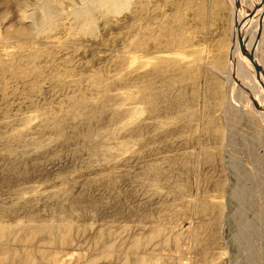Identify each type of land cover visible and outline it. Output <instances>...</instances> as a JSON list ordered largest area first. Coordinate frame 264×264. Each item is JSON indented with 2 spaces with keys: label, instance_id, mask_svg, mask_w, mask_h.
<instances>
[{
  "label": "rangeland",
  "instance_id": "obj_1",
  "mask_svg": "<svg viewBox=\"0 0 264 264\" xmlns=\"http://www.w3.org/2000/svg\"><path fill=\"white\" fill-rule=\"evenodd\" d=\"M35 1L0 0V63L21 66L0 82V221L73 220V244L50 248L54 264H264L263 110L245 84L248 104L232 95L229 0H131L119 13L58 0L47 25L21 17ZM84 7L87 27L75 18ZM156 16L161 76L146 63ZM17 28L22 61L24 40L7 41ZM255 35L264 70V22Z\"/></svg>",
  "mask_w": 264,
  "mask_h": 264
},
{
  "label": "bare ground",
  "instance_id": "obj_2",
  "mask_svg": "<svg viewBox=\"0 0 264 264\" xmlns=\"http://www.w3.org/2000/svg\"><path fill=\"white\" fill-rule=\"evenodd\" d=\"M57 1L58 0H36L35 1V9L32 12H29L27 9L22 10L20 12L21 17H24V16L30 17L35 25H41V24L47 25V23L50 21V18H52L51 17L52 14L54 12H56L57 8H60L59 3ZM85 1H91L92 7L96 6V8H97V6H100L101 8H105L108 12H112V13L113 12L119 13L120 10L127 8L131 4L130 3L131 0H85ZM236 1L241 3L243 0H229L230 7H231V16L235 17V15H236L237 18L239 19L238 22L235 20H234L235 22L234 21L232 22L235 30L233 32V39L230 42L229 55L227 58L229 71L232 72V74H231L232 75V81L235 83V85H234L235 88H232L233 85L231 83V88L233 89L232 95H233V98H235L237 96V99L243 100L246 103L247 101H245L243 98H240L239 90H238V92L236 91L237 90L236 88H240V86L237 87L238 83L239 84L241 83L243 85L245 84L247 86V88L249 89V92H251V95L253 96L252 98L258 103L259 108L258 109L254 108V105H252L251 103H250V106L252 107V109L254 108V110H256L257 112L260 111V107H261V109L263 110V111H261V116H262L261 118H264V108H262V105L264 104V96L262 95V91H258V84H259V88L262 89L264 92V88L262 87V84H264V76H263L262 72H264V70H263L262 66L260 65V63L258 62V60L256 59V57L254 56L255 53L253 51L254 60L261 66V69L258 73H256V75L253 74L251 71H249L248 63L250 64L251 68H252V64L250 63L249 60H247L245 58V56H243L241 54L240 49H239V40H241L243 42L244 47H245L247 52H249V50L252 49L253 43L255 40L254 36H256L255 31L258 28H260V26L264 22V15H261L262 10L264 9V1L262 2L261 0H258V1L252 0L253 1V7L256 6V12H255L254 16H252V17L248 16V14L251 10H249V12L245 11V12H243V14H241L240 11L238 10V7H236ZM142 5L145 7L148 6L147 1L144 0ZM84 8L75 13V18H83L82 21H84L85 26L87 27V25H89L93 22V20L91 18V11L92 10H91V7H88L85 9ZM161 19L162 18H158V16H156L155 21H154V20H150L147 17V26L152 25L153 24L152 22H155L157 24L156 36L153 37V39L158 40V41L160 40V41L152 46V47H154V52H152V53H155V55L153 57L147 56L146 57L147 59L145 58L147 61V62L145 61L147 63V65H148V63L150 64L153 62V69H154L153 72L159 76H161L163 70H166L163 68L164 65H166V64H165V60L163 59V56H162V53L164 51L162 50L161 40H163L162 37L164 36L163 35L164 27H162L163 24H162ZM23 29L18 30V28H17V31H22L21 33H18L16 31L17 36L7 37V41L8 40H12V41L16 40V42H17L20 40L22 41V39L24 40L21 43V47L19 48V51L17 50L18 51V60H20V61L24 60V58L26 57V55L23 54L24 53L23 51H24L25 47L29 44L27 42V40L24 39L25 37L20 38L18 36V35H22L24 33ZM145 30H148V28ZM146 35H147L146 38H150L152 35V32L147 31ZM148 35L150 37H148ZM4 38H2V39H4ZM0 39H1V37H0ZM133 42H134V40H133ZM16 45H18V44H16ZM134 45H136V44H134ZM3 47H5V46H3ZM13 47H14V45H13ZM137 47L138 46H134V49H138ZM146 47H147V45H146ZM11 49H12V47H11ZM144 51H146V50H144ZM21 64H22V62H21ZM12 67H13V69H10L11 67L9 68V66L7 64L0 63V82H3V81H5V82L11 81L12 82V81H14V79L16 78L15 71L17 69H20L21 66L16 65V62H15ZM212 69L216 73H218V75L220 74L217 69H214V68H212ZM34 72H36V71L34 70ZM37 72H38V70H37ZM223 77L225 78V75ZM28 78L26 77V79H28ZM228 78H230V74L228 75ZM237 81H238V83L236 84ZM27 82H29V81H27ZM13 83L17 84L16 81ZM98 86H100V85L98 84ZM252 86H253V89H252ZM148 88H150V87H148ZM147 91H149V90H146V92ZM235 91L237 92V95L235 94ZM13 92H14V90H13ZM158 95L159 94L157 92L153 94L154 98H157ZM29 96H27V97L29 98ZM4 97L5 96H3V100H4ZM6 97H7V94H6ZM149 97L150 96L146 95L145 100H148V101L151 100V97L150 98ZM241 97H242V95H241ZM5 100H6V98H5ZM248 103L249 102H247V104ZM152 181H154V180H152ZM32 218H33V220H30V221L18 220L16 223H6L3 221H0V264H54L55 260L53 257V253L55 251L56 252H58V251L50 249L51 246H54V247H52L53 249L54 248L55 249H57V248L63 249L64 245H68L69 243H71L70 245L73 244L72 243L73 242L72 241L73 240L72 239V229L74 227V223L72 222L73 220L72 221L71 220L70 221H64V216H61V214H60L59 218H57L56 216L50 217V218L48 217L46 219H42L39 217H32ZM82 229H83V226H82ZM79 231H80V229H79ZM161 232H162L161 227H156L155 231L153 233H151L148 238H146V239L143 238L144 240L142 238L141 239L137 238L136 240L133 241L132 244L129 243V247H131L135 250H138L141 247L148 245L149 241L150 240L152 241L153 238L160 236L162 234ZM136 237H137V235H136ZM96 239H97V237H96ZM10 242H12V243H10ZM95 242H98V241H95ZM168 242H169V237L165 240L164 244L167 245ZM44 245H46V246H44ZM158 245L159 244L157 243L154 246H158ZM104 246L108 251L111 252V250L114 248V242L113 243H107L106 242ZM110 252L108 253L107 258L109 256V254H112ZM101 258H103V257L98 256V257H95L91 260H97V259H101ZM104 259H106V258H104ZM126 260L127 259H125L124 261L127 262L129 259L127 261ZM144 261H145L144 258H142V261H140V262H144Z\"/></svg>",
  "mask_w": 264,
  "mask_h": 264
},
{
  "label": "water",
  "instance_id": "obj_3",
  "mask_svg": "<svg viewBox=\"0 0 264 264\" xmlns=\"http://www.w3.org/2000/svg\"><path fill=\"white\" fill-rule=\"evenodd\" d=\"M261 1L263 2L264 0H261ZM236 2H237L236 3V7H238L239 2L238 1H236ZM255 12H256V6H254L251 9V11L249 12L248 16L249 17L254 16ZM261 15H264V9L262 10ZM258 34L259 33H257V36H258ZM239 49H240L241 54L242 55H245L249 59L250 63L254 67L256 73H258L260 71V69H261V66L254 60L253 50L250 49L249 52H247L246 49H245V47H244V44H243V42L241 40H239ZM262 74L264 76V72H262ZM262 87L264 88V84H262ZM251 99H252V102H253L254 107L256 109H258L259 108L258 103L253 98H251ZM262 108H264V104L262 105Z\"/></svg>",
  "mask_w": 264,
  "mask_h": 264
}]
</instances>
